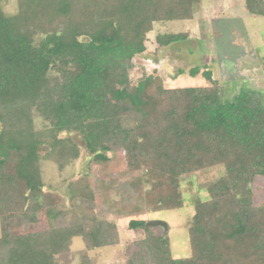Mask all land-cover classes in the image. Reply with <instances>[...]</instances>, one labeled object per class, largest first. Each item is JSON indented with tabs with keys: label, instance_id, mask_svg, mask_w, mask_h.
Returning <instances> with one entry per match:
<instances>
[{
	"label": "trees",
	"instance_id": "16d2710c",
	"mask_svg": "<svg viewBox=\"0 0 264 264\" xmlns=\"http://www.w3.org/2000/svg\"><path fill=\"white\" fill-rule=\"evenodd\" d=\"M243 1L248 14L264 16V0ZM199 2L16 0L12 15L0 4V264H57L76 237L87 250L115 243V223L63 222L43 202L41 157L52 156L58 170L79 157L65 134L80 136L94 163L124 150L129 180L117 191L129 215L147 198L153 212L180 208L182 176L223 167L222 178L207 188L208 199L193 206L189 257L172 259L166 236L131 219L128 230L142 229L148 246L134 261L264 264V201L256 204L250 187L256 177L264 179L261 93L240 89L223 101L215 85L165 89L156 76L135 85L129 80L131 61L145 52L153 24L191 20ZM187 38L157 34L155 44ZM200 71L187 74L211 82V73ZM35 114L46 125L42 131L35 129ZM126 115L130 126L121 122ZM135 172L145 173L149 189ZM41 210L52 220L46 231L9 233L33 224ZM81 264L90 263L83 257Z\"/></svg>",
	"mask_w": 264,
	"mask_h": 264
},
{
	"label": "rangeland",
	"instance_id": "374dc122",
	"mask_svg": "<svg viewBox=\"0 0 264 264\" xmlns=\"http://www.w3.org/2000/svg\"><path fill=\"white\" fill-rule=\"evenodd\" d=\"M0 4L7 15L17 11L16 0H0ZM163 33H185L188 38L158 47L155 36ZM194 67L201 68L200 72L208 70L211 82L201 74L189 76L187 72ZM128 73L132 85L147 76H156L165 89L215 85L223 101L230 100L240 89L260 92L264 101V16L248 14L243 0H200L191 20L153 24L145 35V52L132 59ZM121 122L126 126L133 124L130 115L122 116ZM34 126L38 131L46 128L36 114ZM64 136L78 146L79 157L61 170L52 156L41 157L44 204L52 207V214L58 213L60 221H110L116 224L118 234L113 245L91 250L85 248L79 237L73 238L68 251L57 256V264H81L83 257L90 264L147 263L133 260L135 253L142 254V246H148L142 229L128 230L127 223L131 219L165 223L167 230L150 229L155 236L168 238L172 259L189 257L187 223L193 216L195 202L207 200V188L222 178L221 165L180 178V208L153 212L146 197L130 210L134 211L133 215H129L117 191L119 183L129 180L123 176L126 171L124 150H111L106 154L107 161L98 164L91 161L80 136ZM143 174L135 172L132 175L141 176L144 189H149L150 180ZM250 187L255 203L264 201V179L256 177ZM51 226L52 220L41 210L33 224L12 227L9 233L46 231Z\"/></svg>",
	"mask_w": 264,
	"mask_h": 264
},
{
	"label": "water",
	"instance_id": "95a60500",
	"mask_svg": "<svg viewBox=\"0 0 264 264\" xmlns=\"http://www.w3.org/2000/svg\"><path fill=\"white\" fill-rule=\"evenodd\" d=\"M144 226L146 228H162L164 230H167L166 224L160 221H146Z\"/></svg>",
	"mask_w": 264,
	"mask_h": 264
}]
</instances>
